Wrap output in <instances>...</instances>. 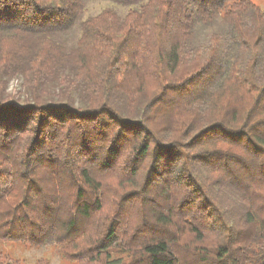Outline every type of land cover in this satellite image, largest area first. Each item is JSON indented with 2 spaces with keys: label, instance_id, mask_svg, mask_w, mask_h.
I'll use <instances>...</instances> for the list:
<instances>
[{
  "label": "trees",
  "instance_id": "obj_1",
  "mask_svg": "<svg viewBox=\"0 0 264 264\" xmlns=\"http://www.w3.org/2000/svg\"><path fill=\"white\" fill-rule=\"evenodd\" d=\"M110 1L127 9L0 0V240L78 264H264V9Z\"/></svg>",
  "mask_w": 264,
  "mask_h": 264
},
{
  "label": "rangeland",
  "instance_id": "obj_2",
  "mask_svg": "<svg viewBox=\"0 0 264 264\" xmlns=\"http://www.w3.org/2000/svg\"><path fill=\"white\" fill-rule=\"evenodd\" d=\"M264 9V0H252ZM85 11L82 18L93 15L104 7H115L120 13H124L127 7L120 6L111 2L110 0H83ZM211 28L202 24L196 23L194 30V42H201L205 40ZM79 22L72 26L69 30L61 33V39L68 47L72 46L79 35ZM19 80L13 78L9 81V89L17 87ZM0 252L9 254L12 257L19 258L25 263H33L38 259H44L46 264H78L73 261H68L62 258L58 251V246L53 242L45 243L43 245H31L21 241L0 240Z\"/></svg>",
  "mask_w": 264,
  "mask_h": 264
}]
</instances>
